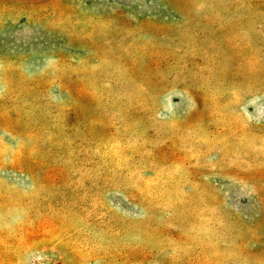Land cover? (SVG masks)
<instances>
[{
	"label": "rangeland",
	"instance_id": "1",
	"mask_svg": "<svg viewBox=\"0 0 264 264\" xmlns=\"http://www.w3.org/2000/svg\"><path fill=\"white\" fill-rule=\"evenodd\" d=\"M0 264H264V0H0Z\"/></svg>",
	"mask_w": 264,
	"mask_h": 264
}]
</instances>
